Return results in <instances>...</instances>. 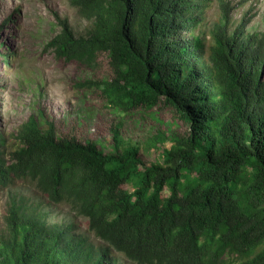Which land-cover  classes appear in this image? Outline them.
<instances>
[{
    "label": "trees",
    "instance_id": "16d2710c",
    "mask_svg": "<svg viewBox=\"0 0 264 264\" xmlns=\"http://www.w3.org/2000/svg\"><path fill=\"white\" fill-rule=\"evenodd\" d=\"M73 2L93 21L88 36L62 22L48 46L90 70L109 64L78 85L121 116L171 108L187 131H159L150 146H169L149 164L119 124L108 144L61 136L47 118L24 124L15 150L0 135V187L33 183L108 246L14 202L0 264H109L111 250L135 264H264V32L225 18L208 44L195 31L210 0Z\"/></svg>",
    "mask_w": 264,
    "mask_h": 264
},
{
    "label": "rangeland",
    "instance_id": "374dc122",
    "mask_svg": "<svg viewBox=\"0 0 264 264\" xmlns=\"http://www.w3.org/2000/svg\"><path fill=\"white\" fill-rule=\"evenodd\" d=\"M210 1L195 31L208 44L216 24L225 18L230 30L264 32V0ZM62 22L76 37L88 36L93 24L73 0H0V135L4 148L8 152L16 149V136L31 119L39 124H44V118L55 120L61 136L106 144L112 142V127L119 124L124 143L139 146L145 163L154 162L169 143L150 146L153 137L159 131L168 132L173 121L179 133L187 131L186 125L167 107L155 108V114L139 111L121 116L104 104L95 89L80 87L79 82L109 73L108 57H101L95 71L75 61L58 60L48 44L62 33ZM14 202L45 213L51 223L74 225L76 233L99 252L108 248L69 203L54 204L33 183L23 180L0 187V233ZM110 258L109 264H135L114 250Z\"/></svg>",
    "mask_w": 264,
    "mask_h": 264
}]
</instances>
